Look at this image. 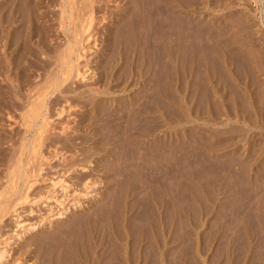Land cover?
Segmentation results:
<instances>
[{
	"label": "rangeland",
	"instance_id": "1",
	"mask_svg": "<svg viewBox=\"0 0 264 264\" xmlns=\"http://www.w3.org/2000/svg\"><path fill=\"white\" fill-rule=\"evenodd\" d=\"M99 1L97 15L104 18L87 56L96 77L73 87L85 95L104 85L118 92H91L97 100L85 106L79 92L68 94L71 105L81 103L68 116L51 117V111L44 134L37 130L40 119L29 129L21 125L28 86L23 101L5 102L12 110L0 112V242L8 240L10 255L3 264H18L11 256L22 264H264V0L172 1L171 38L156 34L149 2L141 4L135 29L131 0ZM49 5L45 11L54 12ZM122 8L129 11V20L118 23L124 30L116 27ZM57 32L50 44L61 49L64 34ZM114 42L121 46L112 44L111 52ZM167 84L171 100L165 99ZM103 98L113 99L110 128L91 111ZM36 223L18 240L21 226Z\"/></svg>",
	"mask_w": 264,
	"mask_h": 264
},
{
	"label": "bare ground",
	"instance_id": "2",
	"mask_svg": "<svg viewBox=\"0 0 264 264\" xmlns=\"http://www.w3.org/2000/svg\"><path fill=\"white\" fill-rule=\"evenodd\" d=\"M47 1V2H46ZM0 0V112H3V107L5 109L6 106H4V104L7 103H11L14 104L13 100H16V102H18L17 99L20 98V96L22 94H24V90L23 88H25L26 86L31 87L32 85H34L30 90H27V88H25V91L27 95H26V100L25 99H21L27 104V108L26 111L24 112V116H22L23 120V126H25V128L28 127H32L33 124H35L38 119H40V125L38 130V133H40L44 128L46 127L48 122V119L50 118V112L52 111L51 117L52 115H57V117L59 118L60 116H62L64 114L67 115L71 108H74L73 104H77L76 102H80L81 101H76L75 103H70V99L71 97H68L67 95L69 94H73V96H76L75 94H77V90L75 87H73V85L76 83L78 84L79 82L84 83V85L88 83L89 80L92 79V76H94V74L92 75V70L87 67V63L88 61V52L91 50V45L90 43H94L95 41H97V39H95V35L97 33V24L101 21H103L104 18V13L101 14L99 16V14L97 15V11L96 9H98L95 5L98 4L100 1L98 0H82L81 2L76 1L78 3H75V0ZM105 1V0H102ZM120 1V0H119ZM135 1L134 5H132L130 2V5L133 6L132 11H130V14L132 12V18L131 19V23L134 24L135 29L136 27L139 26V20L138 19L140 14H141V9L140 6L143 2L148 3L149 5H151L150 10L148 11L150 14V20L151 18H154V21H158V26L156 27V34H162L165 31V34L167 35L168 38H171V26H172V6H171V2L175 1V0H133ZM178 1V0H177ZM182 1V0H179ZM46 2L49 3L50 5L47 7H53L54 12H49V10L45 11L44 6L46 4H44ZM106 2H110V0L106 1ZM151 2V3H150ZM128 3V2H125ZM174 3V2H173ZM178 3V2H177ZM176 3V4H177ZM181 4L184 2H180ZM80 5L78 8L75 7V5ZM107 4V3H106ZM104 4V5H106ZM117 4V2H116ZM99 5L101 6V3H99ZM129 5V4H128ZM127 5V6H128ZM148 5V6H149ZM98 6V7H100ZM180 6V5H179ZM185 6V4H184ZM103 7V6H101ZM100 7V8H101ZM106 7V6H105ZM104 7V8H105ZM109 7V6H108ZM125 7V6H124ZM178 7V5L176 6ZM187 7V6H186ZM42 8L44 9V11L42 10ZM103 8V10H104ZM128 8V7H127ZM131 8V7H129ZM182 8V7H181ZM123 9V8H122ZM148 9V8H147ZM175 8H173L174 10ZM178 10V8H176ZM102 9H100L99 11H103ZM106 10V9H105ZM124 13L119 15V19L117 21L116 27L117 25L119 26L120 24L118 23H122L124 21V19H126V16L128 15L129 11H125L128 10L126 8L123 9ZM145 10V9H143ZM52 11V10H51ZM75 12L77 13L76 15V20H75ZM79 12V13H78ZM82 12V13H80ZM105 12V11H103ZM49 13H51V16H49ZM58 14L56 17H52L55 16V14ZM99 13V12H98ZM177 13V12H176ZM106 14V13H105ZM129 14V15H130ZM142 15V14H141ZM183 15V14H182ZM146 16V15H145ZM216 16V15H215ZM131 17V16H128ZM144 17V16H143ZM156 18V19H155ZM77 19H79L80 24H76L75 22H77ZM115 19V18H114ZM117 19V18H116ZM128 19V18H127ZM128 19V20H129ZM183 19V18H182ZM105 20V19H104ZM125 20V21H128ZM124 21V22H125ZM196 21V20H195ZM66 22L69 23L68 28H69V33L70 35H68L69 33H67V35H65V28H66ZM116 22V21H115ZM147 22V21H146ZM153 22V21H152ZM126 23V22H125ZM124 23V24H125ZM114 24V23H113ZM123 24V23H122ZM121 24V25H122ZM148 24V23H147ZM154 24V22H153ZM174 24V23H173ZM54 25H56V29H54ZM110 25V24H109ZM120 25V26H121ZM175 25V24H174ZM99 26V25H98ZM154 26V25H153ZM179 26V25H178ZM111 27V26H110ZM122 27V26H121ZM175 27V26H174ZM222 27V26H221ZM119 30V27L117 28ZM116 29V31H117ZM121 29V28H120ZM123 29V27H122ZM126 29V28H125ZM152 29V28H151ZM202 29V28H201ZM205 29V28H204ZM124 30V29H123ZM149 30V29H148ZM197 30V29H196ZM207 30V29H206ZM55 31H58L60 34H64V43L63 45H61L57 40L56 43L58 42V44H60L61 49L57 46H55L54 44H50V42L55 41L56 38H53V33ZM136 31V30H135ZM151 31V30H150ZM153 31V30H152ZM179 31V30H178ZM186 31V30H185ZM57 32V33H58ZM67 32V31H66ZM127 32V31H126ZM199 32V31H198ZM225 32V31H224ZM110 33V32H109ZM113 33V32H111ZM180 33V32H179ZM55 34V33H54ZM58 34V35H60ZM114 34V33H113ZM119 34V33H118ZM121 34V32H120ZM128 34V32L126 33V35ZM142 34V33H141ZM152 34H154L152 32ZM163 34V36L165 35ZM188 34V33H187ZM190 34V33H189ZM199 34V33H198ZM117 35V34H116ZM123 35V33H122ZM137 35V33L135 34ZM134 35V36H135ZM157 35V38L158 36ZM105 36V35H103ZM109 36V35H108ZM132 36V35H130ZM162 36V37H163ZM174 36V35H173ZM200 36V35H199ZM214 36V35H213ZM56 37V36H55ZM59 37V36H58ZM138 37V35L136 36ZM140 37V36H139ZM156 37V36H155ZM165 37V36H164ZM191 37V36H190ZM212 37V36H211ZM149 38V37H148ZM60 39V38H59ZM103 39V38H102ZM111 39V38H110ZM109 39V40H110ZM124 39V37H123ZM141 39V38H139ZM163 38H160L158 40V42L162 41ZM166 39V38H165ZM186 39V38H184ZM129 40V39H128ZM135 40V37H134ZM167 40V39H166ZM112 41V40H110ZM117 41V39H116ZM141 41V40H140ZM139 41V42H140ZM197 41V40H196ZM113 42V41H112ZM118 42V41H117ZM120 42V41H119ZM136 42V40H135ZM157 42V43H158ZM160 42L158 44H160ZM170 42V40H169ZM189 42V41H188ZM55 43V42H54ZM55 43V44H56ZM110 43V42H109ZM134 43V41H133ZM137 43V42H136ZM156 43V44H157ZM168 43V41L166 42ZM200 43V41H199ZM93 44V45H94ZM112 44L116 45V43H111V52L112 50L115 48L114 45L112 46ZM157 44V46H158ZM177 44V43H176ZM205 44V43H204ZM53 45V47L51 46ZM118 45V43H117ZM116 45V47H117ZM135 45V44H134ZM139 45V43H138ZM155 45V44H154ZM162 45V43L160 44ZM164 45V44H163ZM162 45V46H163ZM167 45V44H166ZM193 45V44H192ZM55 46V47H54ZM59 46V45H58ZM108 46V45H106ZM121 46V45H120ZM118 46V47H120ZM136 46V45H135ZM117 47V48H118ZM123 47V46H122ZM125 47V46H124ZM134 47V46H133ZM140 47V46H138ZM169 47V44H168ZM213 47V46H212ZM57 48H59L60 50H57ZM136 48V47H135ZM141 48V47H140ZM150 48V47H148ZM164 48V46H163ZM188 48V47H187ZM109 49V48H108ZM161 49V48H159ZM167 48H164L163 50H165ZM106 50V49H105ZM110 50V49H109ZM139 49H136L135 52H137ZM168 50V49H167ZM166 52H169L167 51ZM217 50V49H216ZM117 51V50H116ZM116 51L114 50L113 52L116 53ZM108 52V51H107ZM111 52H109L108 54H110ZM119 52V49L118 51ZM125 52V51H124ZM188 52V51H187ZM196 52V50H195ZM133 53V51H132ZM170 53V52H169ZM190 53V52H189ZM90 54V53H89ZM101 54V53H100ZM104 54V53H103ZM135 54V53H134ZM174 54V53H173ZM214 54V53H213ZM105 55V54H104ZM114 55L111 54L110 57ZM116 56H114V59L117 60V54H115ZM121 55V54H120ZM149 55V54H148ZM167 55V54H166ZM165 55V56H166ZM91 56V55H90ZM101 56V55H100ZM99 56V57H100ZM106 56V55H105ZM109 56V55H108ZM135 56V55H134ZM137 56V55H136ZM139 56V55H138ZM138 56L136 58L133 59V61L135 59H138ZM103 57V56H102ZM116 57V58H115ZM156 57V56H155ZM211 57V56H210ZM101 58V57H100ZM113 58V56H112ZM121 58V57H120ZM118 57V59H120ZM142 58V57H141ZM160 58V57H159ZM170 58V56H169ZM91 59V58H90ZM89 59V60H90ZM122 59V58H121ZM168 59V57H167ZM96 60V59H95ZM106 59H103V61H105ZM108 60V58H107ZM115 60V61H116ZM163 60V59H162ZM166 60V59H165ZM164 60V61H165ZM202 60V59H201ZM114 62V60H112ZM119 61V60H118ZM167 61V60H166ZM164 62V66L165 63H168L169 67H170V63L169 62ZM169 61V60H168ZM81 62H84V64L81 66ZM92 62V61H91ZM97 62H100L97 61ZM111 60H109L107 63V66L110 65ZM117 62V61H116ZM115 63V62H114ZM137 63V62H136ZM137 64H139V62ZM214 63V62H213ZM228 63V62H227ZM90 64V62H89ZM95 64V63H94ZM100 64V63H99ZM102 64V62H101ZM100 64V65H101ZM119 64V62L117 63ZM134 64V63H133ZM187 64V63H186ZM224 64V63H223ZM99 65V66H100ZM116 65V64H115ZM124 65V63H123ZM167 65V66H168ZM98 66V67H99ZM103 66V65H102ZM100 66L99 69L102 67ZM106 66V65H104ZM97 67V68H98ZM137 67H139L137 65ZM161 67V66H160ZM173 67V66H172ZM97 68H94L95 70H98ZM107 68V67H106ZM167 68V70H168ZM201 68V67H200ZM93 69V70H94ZM103 67L101 68L102 71ZM124 69V68H123ZM122 69V70H123ZM159 69V68H158ZM166 69V68H165ZM91 70V71H90ZM104 70V69H103ZM110 69H108L109 71ZM117 70V69H116ZM155 70V69H154ZM170 70V69H169ZM168 70V71H169ZM223 70V69H221ZM90 71V73H89ZM99 72H101L100 70H98ZM112 71V70H110ZM97 72V71H96ZM98 72V73H99ZM113 72V71H112ZM202 72V71H201ZM225 72V71H224ZM87 73H89L87 75ZM95 73V72H93ZM108 73V72H106ZM135 73V72H134ZM163 73V72H162ZM167 73V72H166ZM199 73V72H198ZM218 73V72H217ZM97 74V73H96ZM95 74V75H96ZM101 74V73H99ZM155 74V73H154ZM160 74V73H159ZM184 74V73H183ZM92 75V76H91ZM107 75V74H105ZM104 75V76H105ZM109 75V73H108ZM170 74H167V82H169V76ZM226 75V74H225ZM37 78L38 82H34L33 79L31 78ZM96 77V76H94ZM93 77V78H94ZM103 77V75L101 76ZM106 77V76H105ZM129 77V76H128ZM164 77V76H163ZM166 77V75H165ZM98 78V76H97ZM106 78H109L106 77ZM115 78V77H114ZM162 78V77H161ZM96 79V78H95ZM100 80V78H98ZM97 79V80H98ZM113 80V78L110 77V80ZM117 79V78H116ZM152 79V78H151ZM106 80V79H104ZM110 80L108 82H110ZM172 80V79H171ZM45 81L43 84L46 85H39L40 82ZM94 81V80H92ZM101 81V80H100ZM114 81V80H113ZM116 81V80H115ZM78 82V83H77ZM90 82V81H89ZM99 82V81H97ZM103 82V80H102ZM107 82V84H108ZM118 82V81H116ZM115 82V84H116ZM91 83V82H90ZM89 83V85H90ZM96 83V80L94 81V84ZM101 83V82H100ZM122 83V82H120ZM16 84V85H15ZM32 84V85H31ZM42 84V83H41ZM93 84V83H92ZM93 84V85H94ZM98 84V83H96ZM95 84V85H96ZM104 84V83H103ZM110 84V83H109ZM148 84V83H147ZM205 84V83H204ZM207 84V83H206ZM85 85V86H86ZM118 85V84H117ZM115 86V85H114ZM113 86V87H114ZM119 86V85H118ZM77 87V86H76ZM79 87V86H78ZM97 87V86H96ZM93 87V89H89L86 91L88 92V95H85V92L81 91V93L79 92L77 94V96L79 98H82L86 100L83 101L84 102V106L87 105H91L93 103V101L95 99V97H93L94 95H92L91 92H96V93H104L105 94H110L111 91H113L114 89H109V87H112L111 85L108 87H106L105 85L103 87ZM120 87V86H119ZM91 88V87H90ZM95 88V89H94ZM29 89V88H28ZM23 90V91H21ZM109 90H111L109 92ZM173 90V89H172ZM115 92H118L116 90H114ZM113 91V93H114ZM126 91V90H125ZM21 92H23L22 94H20ZM123 92V91H122ZM25 93V94H26ZM33 94H34V98H33ZM119 94V93H116ZM96 95V94H95ZM112 95V93H111ZM213 95V94H211ZM71 96V95H70ZM72 96V97H73ZM107 96V95H106ZM109 96V95H108ZM134 96V95H133ZM170 84H167L166 87V98L165 99H170ZM64 97L65 100L62 101L65 104H68V109L65 108L66 106H64L65 104L61 105V99ZM244 97V96H243ZM74 98V97H73ZM77 99V100H81V99ZM151 98V96H150ZM72 99V98H71ZM122 99V98H121ZM136 99V98H135ZM21 100L19 99V101L21 102ZM97 100V98H96ZM95 100V101H96ZM113 100V99H112ZM112 100L109 98H103L100 102L101 104L103 103V101H105L104 105H101L100 102L98 106H95L94 108L91 109V111L94 113V115L96 116V120L105 123L106 125L111 123V117H113V113L110 110V105L112 103ZM171 100V99H170ZM75 101V100H74ZM152 101L149 100V102ZM154 101V100H153ZM243 101V100H241ZM7 102V103H5ZM15 102V103H16ZM73 102V101H72ZM108 102H111L110 104H108ZM212 102V101H211ZM152 103V102H151ZM158 103V102H157ZM169 103V102H168ZM79 104V103H78ZM248 104V103H247ZM246 104V105H247ZM11 106V104H8ZM18 105V103H17ZM22 105V104H19ZM56 105H61L57 110H55L54 113L53 110H50V107L52 106H56ZM80 105V104H79ZM83 105V103H82ZM233 105V104H232ZM7 106V107H10ZM24 106V105H23ZM20 106V111H24V107ZM81 106V105H80ZM82 106V107H84ZM118 106V105H117ZM136 106V104L134 105ZM6 107V109H8ZM18 107V106H17ZM51 107V108H52ZM88 107V106H86ZM85 107V108H86ZM91 107V106H89ZM112 107V106H111ZM127 107V106H126ZM11 108V107H10ZM13 108V107H12ZM22 108V110H21ZM54 108V107H53ZM57 108V107H56ZM76 108V107H75ZM72 109L73 111L76 109ZM81 108V107H80ZM243 108V107H242ZM247 108V107H246ZM5 109V110H6ZM16 109V107L14 108ZM119 109V108H118ZM117 109V110H118ZM133 109V108H132ZM148 109V107H147ZM152 109V108H151ZM249 109V108H248ZM9 111L12 109H8ZM7 110V111H8ZM71 110V111H72ZM78 110V107H77ZM131 110V109H130ZM150 110V109H149ZM243 110V109H242ZM251 110V109H250ZM81 111V110H80ZM126 111V110H125ZM234 111V110H233ZM248 111V110H247ZM14 112V110H13ZM90 112V111H89ZM91 112V113H92ZM129 112V111H127ZM245 112V111H244ZM253 112V111H252ZM7 113V112H5ZM21 113V112H20ZM81 113V112H80ZM115 113V112H114ZM4 114V112H3ZM2 113L0 114L1 116L3 115ZM9 115V113H7ZM14 114V113H13ZM130 114V112H129ZM252 114V113H251ZM69 115V114H68ZM67 115V116H68ZM85 115V114H84ZM0 116V117H1ZM6 116V115H5ZM86 116V115H85ZM94 116V117H95ZM12 118V116L9 115V118ZM17 117V116H16ZM20 117V115H19ZM93 117V118H94ZM115 117V116H114ZM14 118V117H13ZM67 118V117H66ZM81 119V117L79 118ZM9 120V119H7ZM11 120V119H10ZM9 120V121H10ZM66 120V119H65ZM16 121V120H15ZM61 121V120H60ZM122 121V120H121ZM135 121V120H134ZM146 121V120H145ZM35 122V123H34ZM48 122V123H47ZM67 122V121H66ZM73 122V120H72ZM75 122V121H74ZM81 122V121H80ZM91 122L90 125L92 124V122H95V120L93 121H89ZM149 122V121H148ZM142 123V122H141ZM37 124V123H36ZM35 124V126H37ZM53 124V123H52ZM68 124V123H65ZM155 124V123H154ZM46 125V126H45ZM51 125V124H50ZM63 125V123H62ZM93 125V124H92ZM149 125V124H148ZM81 126V125H80ZM94 126V125H93ZM108 128L109 125H107ZM113 126V125H112ZM133 126V125H131ZM155 126V125H154ZM48 127V126H47ZM46 127V129H47ZM57 127V125H56ZM67 127V126H66ZM65 126H63L61 129L62 134H64L66 131ZM88 127V126H87ZM86 127V128H87ZM114 127V126H113ZM52 128V127H51ZM70 128V127H69ZM90 128V127H89ZM29 129V128H28ZM50 129V127H49ZM48 129V130H49ZM27 130V129H26ZM36 130V131H37ZM57 130V129H56ZM84 130V129H82ZM114 130V129H113ZM150 130V128H149ZM29 131V130H28ZM46 131V130H45ZM44 131V132H45ZM53 131V130H52ZM50 131V132H52ZM60 131V130H59ZM65 131V132H64ZM43 132V131H42ZM44 132L42 134H44ZM76 132V131H75ZM127 132V131H126ZM119 133V132H118ZM121 133V132H120ZM124 133V132H123ZM37 134V133H36ZM46 134V133H45ZM125 134V133H124ZM41 135V134H40ZM132 135V134H130ZM38 136V135H37ZM44 136V135H43ZM71 136V135H69ZM114 136V135H113ZM36 137V136H35ZM34 137V138H35ZM39 137V136H38ZM110 137V136H109ZM46 138V135L43 137V139ZM71 139V138H70ZM96 139V138H95ZM140 139V138H139ZM35 140V139H33ZM40 141L42 140L41 136H40ZM45 140V139H44ZM72 140V139H71ZM36 141V140H35ZM34 141V142H35ZM38 141V139H37ZM39 141V142H40ZM43 141V140H42ZM141 141V140H140ZM26 143V142H25ZM101 143V142H100ZM24 144V143H23ZM23 144H21L22 146H24ZM28 144V143H26ZM25 144V145H26ZM122 144V143H121ZM35 145H39L38 144H34ZM168 145V144H167ZM29 146V144H28ZM130 146V145H129ZM31 147V146H30ZM66 147V146H65ZM26 148V146H25ZM32 148V147H31ZM38 148V147H37ZM36 148V149H37ZM72 148V147H71ZM90 148V147H89ZM93 148V146H92ZM131 148V146H130ZM151 148V147H150ZM149 148V149H150ZM153 148V147H152ZM36 151L35 148H32ZM102 149V147H101ZM117 149V148H116ZM57 150V149H56ZM75 150V149H74ZM92 150V149H91ZM118 150V149H117ZM73 151V150H72ZM103 151V150H102ZM107 151V150H106ZM38 152V150H37ZM147 152V151H146ZM149 152V151H148ZM55 153V152H54ZM127 153V152H126ZM152 153V152H151ZM92 154V153H91ZM43 155V154H42ZM73 155V154H72ZM36 156V155H35ZM104 156V155H103ZM123 156V155H122ZM168 156V155H167ZM17 157V156H16ZM44 156H42L43 158ZM108 157V156H107ZM31 158V157H30ZM36 158V157H35ZM34 158V159H35ZM65 158V157H64ZM100 158V157H99ZM102 158V157H101ZM151 158V157H150ZM164 158V157H163ZM20 159V157H19ZM47 159V158H46ZM112 159V158H111ZM120 159V158H119ZM142 159V158H141ZM17 160V159H16ZM45 160V159H43ZM61 160H64L63 157ZM66 160V159H65ZM96 160V159H95ZM18 161V160H17ZM16 161V162H17ZM34 161V160H33ZM42 161V160H41ZM102 161V160H101ZM104 161V160H103ZM19 162V161H18ZM17 164H20L18 163ZM28 162V161H27ZM47 162V161H46ZM64 162V161H63ZM117 162V161H116ZM139 162V161H138ZM96 163V162H95ZM107 163V162H106ZM131 163V162H130ZM140 163V162H139ZM248 164V163H247ZM80 165V164H79ZM117 165V163H116ZM133 165V164H132ZM165 165V164H164ZM68 166V165H67ZM126 166V165H125ZM143 166V165H142ZM146 166V165H145ZM19 167V166H18ZM41 167V166H40ZM39 167V168H40ZM99 167V166H98ZM124 167V166H123ZM141 167V166H140ZM14 168V167H13ZM20 168V167H19ZM76 168V167H75ZM18 169V168H17ZM72 169V168H71ZM122 170V169H121ZM143 170V169H142ZM167 170V169H166ZM12 171V170H11ZM10 171V172H11ZM17 171V170H16ZM26 171V170H25ZM68 171V170H67ZM70 171V170H69ZM91 171V170H90ZM103 172V171H102ZM104 172H106L104 170ZM145 172V171H144ZM17 173H19L17 171ZM12 173L9 174V176ZM27 174V173H26ZM172 174V173H171ZM16 175V174H14ZM66 175V174H65ZM151 175V174H150ZM17 176V175H16ZM144 176V175H143ZM163 177V176H162ZM141 178V177H140ZM19 179V178H18ZM152 179V178H151ZM11 180V179H10ZM9 179L7 181H10ZM26 180V178H25ZM86 180V179H85ZM138 180V179H137ZM88 181V180H87ZM133 181V180H132ZM131 181V182H132ZM6 182V181H5ZM11 182V181H10ZM16 182V181H15ZM25 182V181H24ZM61 181H58L57 183H59ZM138 182V181H137ZM147 182V181H146ZM145 182V183H146ZM8 183V182H7ZM13 183V181H12ZM34 183V182H33ZM87 183V182H86ZM150 183V182H148ZM6 184V183H5ZM4 184V185H5ZM14 184V183H13ZM55 184V183H54ZM84 184V183H83ZM29 185V184H28ZM86 185V184H85ZM9 186V185H8ZM13 186V185H11ZM89 186V185H88ZM159 186V185H158ZM170 186V185H169ZM7 187V185H6ZM29 187V186H28ZM27 187V188H28ZM32 187V186H31ZM152 187V186H151ZM8 188V187H7ZM15 188V187H14ZM30 188V187H29ZM87 188V187H86ZM85 188V189H86ZM7 190V189H6ZM27 190V189H26ZM29 191V189H28ZM123 192V191H122ZM149 192V191H148ZM3 193V192H1ZM11 193H9L10 195ZM23 195V194H22ZM30 195V194H29ZM2 196V195H1ZM156 196V195H155ZM43 197V196H41ZM41 197L39 199H41ZM28 198V195L25 196L24 200H26ZM147 198V197H146ZM139 199V198H138ZM148 200V199H147ZM124 203V202H123ZM13 204V203H12ZM6 205V204H5ZM4 205V207H5ZM104 205V204H103ZM113 205V204H112ZM8 206V205H7ZM131 206V205H130ZM2 207V206H1ZM11 207V206H10ZM8 208V207H7ZM123 208V207H122ZM149 208V207H148ZM4 208H2L3 210ZM6 209V208H5ZM9 209V208H8ZM15 210V209H14ZM13 210V211H14ZM115 210V209H114ZM122 210V209H121ZM130 210V209H129ZM1 211V208H0ZM4 211V210H3ZM6 212V211H5ZM111 212V211H110ZM145 213V212H144ZM6 214V213H5ZM127 214V212H126ZM132 214V213H131ZM143 214V213H142ZM2 215V213H1ZM103 215V214H102ZM135 215V214H134ZM6 216V215H3ZM100 217V216H99ZM121 217V216H119ZM3 218V217H2ZM136 218V217H135ZM112 219V218H111ZM117 220V219H116ZM120 221V220H119ZM157 222V221H156ZM98 223V222H97ZM126 223V222H125ZM82 224V223H81ZM137 224V223H136ZM36 225L38 226V224H30L27 227L26 226H21L22 231L20 234H18V240H20L21 238H23L25 236V234L33 231L36 228ZM142 226V225H141ZM100 227V226H99ZM143 227V226H142ZM133 228V227H132ZM153 229V228H152ZM87 230V229H86ZM109 230V229H108ZM154 231V230H153ZM101 232V231H100ZM89 233V232H88ZM148 233V231H147ZM94 234V233H93ZM101 234V233H100ZM156 234V233H155ZM148 235V234H147ZM84 237V236H83ZM95 237V236H94ZM82 238V237H81ZM120 238V237H119ZM118 238V239H119ZM153 238V237H152ZM98 239V238H97ZM108 239V238H107ZM10 240V239H9ZM96 240V239H95ZM5 241V240H4ZM63 241V240H62ZM90 241V240H89ZM122 241V240H121ZM132 241V240H131ZM75 242V241H74ZM87 242V241H86ZM3 241L0 242V264H3L4 262V258H8L9 255V242L8 240H6L3 245H2ZM119 243V242H118ZM81 244V243H80ZM117 244V243H116ZM8 245V247H7ZM119 245V244H118ZM155 245V244H154ZM79 246V245H78ZM7 247V248H6ZM72 247V246H71ZM96 247V246H95ZM122 247V246H121ZM137 247V246H136ZM83 250V248H82ZM87 250V249H86ZM104 250V249H103ZM100 251V250H99ZM115 251V250H114ZM23 252V251H22ZM57 252V251H56ZM98 252V250H97ZM116 252V251H115ZM130 252V250H129ZM14 252H12L13 254ZM79 253V252H78ZM153 253V252H152ZM20 254V253H18ZM17 254V255H18ZM26 254V253H25ZM90 254V253H89ZM102 254V253H101ZM9 255V256H7ZM84 255V254H83ZM7 256V257H6ZM56 256V255H55ZM91 256V255H90ZM122 256V255H121ZM129 256V255H128ZM20 257V256H19ZM17 256H11V261L12 263H18V264H22L21 263V258H19ZM24 257V256H23ZM44 257V256H43ZM49 257V256H48ZM69 257V256H68ZM109 257V256H108ZM113 257V256H112ZM39 258V256H38ZM78 258V257H77ZM155 258V257H154ZM63 259V258H62ZM105 259V258H104ZM121 259V258H120ZM134 259V258H133ZM3 260V261H2ZM6 260V259H5ZM24 260V259H23ZM95 260V259H94ZM152 260V259H151ZM85 262V261H84ZM84 262H82L84 264ZM136 262V261H135ZM149 262V261H148ZM11 263V262H10ZM110 263V262H109ZM6 264V263H5ZM108 264V263H107ZM125 264V263H124Z\"/></svg>",
	"mask_w": 264,
	"mask_h": 264
}]
</instances>
